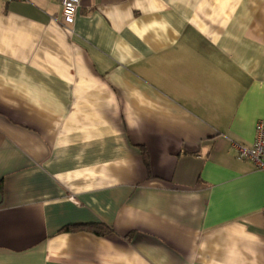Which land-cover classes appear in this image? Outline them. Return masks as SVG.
I'll return each instance as SVG.
<instances>
[{"label":"crops","instance_id":"obj_1","mask_svg":"<svg viewBox=\"0 0 264 264\" xmlns=\"http://www.w3.org/2000/svg\"><path fill=\"white\" fill-rule=\"evenodd\" d=\"M260 120L264 0H0V264H264Z\"/></svg>","mask_w":264,"mask_h":264},{"label":"built area","instance_id":"obj_2","mask_svg":"<svg viewBox=\"0 0 264 264\" xmlns=\"http://www.w3.org/2000/svg\"><path fill=\"white\" fill-rule=\"evenodd\" d=\"M12 1V0H11ZM26 1V0H15ZM83 0H62V18L65 25H72ZM236 156L240 160L250 161L264 172V120L256 124L255 142L251 146L234 144ZM264 214V209H263Z\"/></svg>","mask_w":264,"mask_h":264},{"label":"trees","instance_id":"obj_3","mask_svg":"<svg viewBox=\"0 0 264 264\" xmlns=\"http://www.w3.org/2000/svg\"><path fill=\"white\" fill-rule=\"evenodd\" d=\"M77 229H88V230H92L96 233H105L108 232L109 229L106 226L103 225H84V226H70L67 227L65 230H77Z\"/></svg>","mask_w":264,"mask_h":264}]
</instances>
